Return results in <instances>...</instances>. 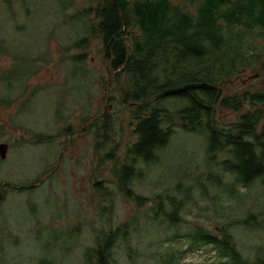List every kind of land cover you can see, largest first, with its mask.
Returning <instances> with one entry per match:
<instances>
[{
    "label": "rangeland",
    "instance_id": "obj_1",
    "mask_svg": "<svg viewBox=\"0 0 264 264\" xmlns=\"http://www.w3.org/2000/svg\"><path fill=\"white\" fill-rule=\"evenodd\" d=\"M90 1L0 0V74L18 78L0 81V142L8 144L0 180L13 188L0 203V264H85V251L99 230L128 221L135 228L118 238L112 264H161L158 252L167 243L184 250L186 240H165L175 227L150 222L144 211L158 194L182 196L178 183L193 188L178 231L194 223L211 234L225 229L243 256L263 251L264 187L255 181L233 195L216 187L219 168L206 155L204 134L185 131L177 119L158 161L132 181L148 203L139 208L116 190L115 160L104 154L121 158L134 139L129 104L121 97L128 83L124 76L114 81L97 39L83 47L73 44L88 34L82 15ZM255 35L253 30L242 38L237 55L224 46L216 55L221 59H207L223 95L264 92V78H246L264 71V41ZM225 48L233 56L228 67ZM259 107L264 114L262 103L246 102L240 110L217 105L215 120L224 126ZM103 117L110 130L102 141L97 124ZM36 133L50 139L40 142ZM208 250L203 246L179 256L184 264H219Z\"/></svg>",
    "mask_w": 264,
    "mask_h": 264
},
{
    "label": "trees",
    "instance_id": "obj_2",
    "mask_svg": "<svg viewBox=\"0 0 264 264\" xmlns=\"http://www.w3.org/2000/svg\"><path fill=\"white\" fill-rule=\"evenodd\" d=\"M82 16H86L88 34L73 44L83 47L91 38L97 39L102 58L109 70L115 71L114 81L124 76L128 83L121 97L129 104L134 139L126 145L121 158L113 157L111 152L104 154L115 160L112 171L116 190L123 197L139 208L148 203L149 198L137 193L132 181L141 179L144 169L158 161L175 132V119L185 131L204 134L206 155L211 161H217L219 168L213 178L216 187L222 185L230 195L255 181L264 187V114L261 108L245 111L235 122L224 126L215 120L217 105L240 110L246 102L264 104V92L223 95L215 80L214 66L207 61L221 59L216 55L224 46H230L229 53L237 55L242 38L253 30L254 37H262L264 41V0H94L83 9ZM230 28L242 31L237 34L236 29L230 31ZM225 49L222 56L228 67L233 65V56ZM14 79L18 80L5 72L0 74L2 82L11 83ZM166 102L171 108L164 104ZM103 118L97 124L102 141L110 130L105 124L106 117ZM35 136L40 142L50 139L49 135L36 133ZM99 160L103 161V156ZM176 187L182 196L176 199L174 195L161 197L158 194L144 211L150 222L175 227L171 236L166 232L165 240L178 237L186 240V250L167 243L158 252L161 264H184L179 252H192L203 246H209L219 264H264V250L250 258L243 256L232 234L225 229L211 234L194 223L185 231H178L193 188H180L179 183ZM12 189L0 180V203L4 194ZM110 199L107 196V200ZM164 200L168 209L164 208ZM248 217L244 221L247 222ZM130 223L133 221L100 229L95 244L85 251V264H112V249L118 238L124 240V235L135 228L129 226Z\"/></svg>",
    "mask_w": 264,
    "mask_h": 264
},
{
    "label": "water",
    "instance_id": "obj_3",
    "mask_svg": "<svg viewBox=\"0 0 264 264\" xmlns=\"http://www.w3.org/2000/svg\"><path fill=\"white\" fill-rule=\"evenodd\" d=\"M7 150H8V144L5 142H0V158L1 159L5 158Z\"/></svg>",
    "mask_w": 264,
    "mask_h": 264
},
{
    "label": "flooded vegetation",
    "instance_id": "obj_4",
    "mask_svg": "<svg viewBox=\"0 0 264 264\" xmlns=\"http://www.w3.org/2000/svg\"><path fill=\"white\" fill-rule=\"evenodd\" d=\"M255 38H262V37H255ZM264 78V71H262L261 73H256V74H249L246 78L251 79V78ZM247 79H243V82H246Z\"/></svg>",
    "mask_w": 264,
    "mask_h": 264
}]
</instances>
